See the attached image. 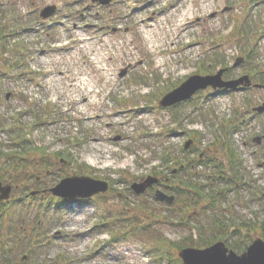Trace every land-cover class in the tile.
<instances>
[{"label":"rangeland","instance_id":"rangeland-1","mask_svg":"<svg viewBox=\"0 0 264 264\" xmlns=\"http://www.w3.org/2000/svg\"><path fill=\"white\" fill-rule=\"evenodd\" d=\"M48 5L58 8L44 19L40 11ZM5 27L11 36L5 49L0 44V172L12 178L19 172L10 202L25 210L18 227L27 237L36 224L42 232L39 264H160L152 252L157 245L179 258V241L192 231L197 237L196 226L211 227L208 214L201 207L169 214L170 206L154 199L159 183L140 195L130 185L171 175L179 162L164 167V153L180 162L196 161L200 152L223 157L218 129L241 116L245 125L231 139L246 179L264 187V148L251 142L264 129L252 112L264 87L215 95L208 89L172 109L158 105L189 76L223 67H232L233 78L248 74L264 85V0H0ZM16 56L22 72L8 67ZM240 57L244 62L234 65ZM188 140L197 152L184 149ZM7 155L21 158L17 170L6 165ZM42 156L50 162L45 168ZM73 175L106 180L113 191L94 196L93 204L63 203L43 192ZM34 190L40 193L32 196ZM48 199L62 213L38 212ZM227 201L229 223L264 219L247 189ZM110 212L149 225L147 231L109 244L111 233L91 232Z\"/></svg>","mask_w":264,"mask_h":264},{"label":"trees","instance_id":"trees-1","mask_svg":"<svg viewBox=\"0 0 264 264\" xmlns=\"http://www.w3.org/2000/svg\"><path fill=\"white\" fill-rule=\"evenodd\" d=\"M10 36L11 35L7 33L6 27L5 29H0V44L3 46V49L7 47V40ZM256 56L257 55L254 54V50H250L248 52V59L250 60L249 63L254 64L256 62ZM21 59L16 56L14 61L9 62L10 65H8V67L11 70L17 69L22 72L23 68H21V65L19 64H24ZM231 70L232 67L227 71V77H233L231 76ZM262 79L264 82V76H262ZM200 93L202 92H199L198 94ZM218 93L220 92L218 91L210 94L215 95ZM174 107H171V109ZM36 111V115L39 118L40 108ZM175 116L179 121L183 120L182 113H178L176 111ZM244 125V119L241 116L240 118L229 121L227 125H221L218 129L219 133H223V141L221 145L224 150L223 157L212 154H203L201 157L198 153L196 161L191 160L188 162L175 161L174 158H171L169 153H164L162 157H160L161 160L164 161L163 166L168 169L171 164H177V162H179L177 173L172 175V170H174V168H172L170 170L171 175H167L170 182H174V184L169 185L168 183H165V185H163L168 193L175 194L176 196V202L174 205L167 207L169 214L172 213L175 207H179L182 211L196 210V208L201 207V211L208 214L212 222L209 229H203L201 225L198 227L196 226L195 228L197 229L198 236L196 237L193 231L190 232L191 235H188L179 241L177 249L180 250L184 247L204 248L210 246L217 240H223L230 248L236 250L237 252H242L245 251V249L253 241L251 232L261 234V237L264 239V219L261 221L256 220L250 224H247L244 221L237 224L229 223L225 220L223 215V211H225L224 205L226 206L228 197L231 193H237L245 189L250 191L252 198L257 200L261 209L264 210V187L255 185V179L252 183L246 179L244 162L238 152L236 144H233L231 139L233 134L235 132H239L240 127H244ZM16 145L17 147H23L22 150H26L24 146L18 145V143ZM193 150H195L194 152H197L196 147H193L192 151ZM43 158L44 159L39 162L40 166L45 168L47 167V164H50V162L45 161L46 156ZM20 160L21 158L19 157L7 155L5 163L6 165H9L10 168L14 167L17 170L21 164ZM182 165H184L183 168L181 167ZM19 177V172L18 176L15 178L6 177L0 172V180L3 182L11 184L13 182L18 183ZM114 182H124V180L114 179ZM124 183H128V181H125ZM253 187L255 188L253 189ZM110 191H113L112 184ZM40 195L42 196V194ZM58 200L60 202L63 201V203L65 201L59 198ZM13 202L9 201L0 203V264H39L41 261V259L39 260L38 258L40 253L37 254L36 252H39L41 250L40 248L43 249V246L45 245L43 243L44 240L42 232L38 230L39 226L37 224L36 227L33 228L35 233L31 232L28 237L25 233H23V229H19V218L21 217V222L23 223V214L25 210L23 208L19 209L18 200H16V204L14 206H11ZM82 202L93 204V199H84ZM58 205L59 203L55 204L53 199H48V201L43 202L42 207L38 212L44 214L47 211L50 213L52 210L53 212H51L50 216L54 217L56 214L62 213L61 209L58 208ZM14 210L22 215H15ZM100 220L101 221L99 223H96L91 233H94L95 231L111 233V237L108 241L109 244L112 245H116L117 243L127 240V234L129 232H133V234L138 233V235L144 231L146 232L149 226L139 224L140 222L138 221L136 224H133V221L128 222L129 217H121L115 212H110L109 216L101 217ZM24 223L21 227H24ZM180 223H184L183 218L180 219ZM231 226H233V228H230ZM208 230L210 232L209 234L207 232ZM215 230H218V232L221 230L222 234L217 233ZM21 244L25 249L22 251L23 253L18 251V245ZM152 252L155 254V258L158 257L157 259L160 261V264H182L181 260L174 257L173 253L161 250V247L158 245L157 247L152 248ZM24 256H27L26 259H23Z\"/></svg>","mask_w":264,"mask_h":264},{"label":"water","instance_id":"water-1","mask_svg":"<svg viewBox=\"0 0 264 264\" xmlns=\"http://www.w3.org/2000/svg\"><path fill=\"white\" fill-rule=\"evenodd\" d=\"M93 2L109 3L110 0H92ZM57 9L56 5H48L44 7L40 15L43 18L51 16ZM243 58L236 61L240 63ZM225 68L218 70L214 74H193L183 81L179 86L167 92L159 101L162 107H170L183 101L190 100L200 91L211 87L213 90H237L239 87H250L252 80L249 75H243L237 79L225 80L223 78ZM259 86V85H254ZM9 95H7V98ZM256 112L264 111V102L253 108ZM256 137L255 140H259ZM192 140L185 143V149L192 144ZM183 167V166H182ZM177 170H174L176 172ZM159 182V178L155 176H147L140 181L131 184L132 191L137 194H143L146 190ZM110 189V183L106 180L95 179L85 175L67 176L61 179L55 186L44 190L49 191L54 196L64 199H89L101 193H106ZM13 186L9 183H3L0 180V202L8 200L12 194ZM37 192H32L35 195ZM154 197L160 202L173 204L175 195L168 194L161 189L155 191ZM183 264H264V239L257 237L242 253H237L230 249L224 241H216L205 248L184 247L178 252ZM26 258V257H25Z\"/></svg>","mask_w":264,"mask_h":264},{"label":"flooded vegetation","instance_id":"flooded-vegetation-1","mask_svg":"<svg viewBox=\"0 0 264 264\" xmlns=\"http://www.w3.org/2000/svg\"><path fill=\"white\" fill-rule=\"evenodd\" d=\"M239 77V76H238ZM224 78H226V75H225V77ZM234 78H237V77H234ZM252 82H253V84H257V82H255L254 81V79H252ZM263 87H264V85H263ZM254 88H258V87H254V86H250V87H248V88H239L240 90L239 91H241V90H254ZM264 101V100H263ZM262 101V102H263ZM253 112V111H252ZM254 113V118H257V117H262L263 119H264V111L263 112H261V113H256V112H253ZM260 123H262V124H264V121H261ZM261 131V130H260ZM256 137H260L259 138V140H255V138ZM256 137H253L252 138V140H251V142H253L254 144H252L253 146H255V144H256V146H259V147H262V148H264V129H262V131L259 133V134H257L256 135ZM251 142H249V143H251ZM192 146H193V142H192V144H191ZM190 145V147L188 148V149H185V147H184V149L185 150H189V151H191L192 150V146ZM185 146V145H184ZM256 151H260V150H258V149H256ZM200 154V156L202 157L203 156V154H206V155H209V154H207V153H203V152H200L199 153ZM191 161V160H190ZM174 170H177V168H174ZM174 170H172V175H175L176 173H177V171L176 172H174ZM159 178V177H158ZM159 186L160 187H162L163 189H161V190H163L164 192H166V193H168V191L165 189V187L163 186V185H165V183H168L169 185H173L174 184V182H170V179L169 178H166V179H160L159 178ZM157 190V189H156ZM149 191V189L146 191L147 193H149L148 192ZM154 194H155V192H154ZM168 194H172V193H168ZM175 195V194H174ZM176 197V196H175ZM154 199H155V197H154ZM175 202H176V198H175ZM174 202V203H175ZM164 204V202H161V204ZM174 203L173 204H171V205H174ZM170 205V204H169ZM170 205V206H171Z\"/></svg>","mask_w":264,"mask_h":264},{"label":"bare ground","instance_id":"bare-ground-1","mask_svg":"<svg viewBox=\"0 0 264 264\" xmlns=\"http://www.w3.org/2000/svg\"><path fill=\"white\" fill-rule=\"evenodd\" d=\"M185 15V14H184ZM87 99V98H86Z\"/></svg>","mask_w":264,"mask_h":264}]
</instances>
